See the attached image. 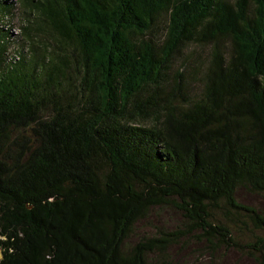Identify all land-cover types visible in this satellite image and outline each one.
Here are the masks:
<instances>
[{"label":"trees","instance_id":"trees-1","mask_svg":"<svg viewBox=\"0 0 264 264\" xmlns=\"http://www.w3.org/2000/svg\"><path fill=\"white\" fill-rule=\"evenodd\" d=\"M241 189L264 194V0H0V264H173L191 238L264 264Z\"/></svg>","mask_w":264,"mask_h":264},{"label":"rangeland","instance_id":"rangeland-1","mask_svg":"<svg viewBox=\"0 0 264 264\" xmlns=\"http://www.w3.org/2000/svg\"><path fill=\"white\" fill-rule=\"evenodd\" d=\"M15 25L16 27L12 26L11 29L15 34H18L21 27L17 21H15ZM197 54L199 55L192 57L193 62L202 61L203 58L205 59L207 56V50L201 49ZM238 199L241 203L264 212V194L255 195L241 189L238 194ZM160 220L165 224H168L169 227H176L182 223L180 216L173 212H165ZM241 232L243 234H238V236L243 243H246L250 239L253 240L259 234L252 229L251 226L249 229H244ZM262 237H264V234ZM170 253V258L173 261V264H209L211 260L205 245L195 238L185 240L184 242L182 241L181 245H177ZM214 260L215 264H258L251 253L238 250L237 252L218 251L214 256Z\"/></svg>","mask_w":264,"mask_h":264}]
</instances>
